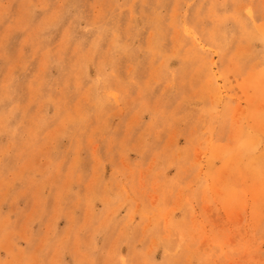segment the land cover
<instances>
[{
	"label": "rangeland",
	"instance_id": "1",
	"mask_svg": "<svg viewBox=\"0 0 264 264\" xmlns=\"http://www.w3.org/2000/svg\"><path fill=\"white\" fill-rule=\"evenodd\" d=\"M0 264H264V0H0Z\"/></svg>",
	"mask_w": 264,
	"mask_h": 264
}]
</instances>
